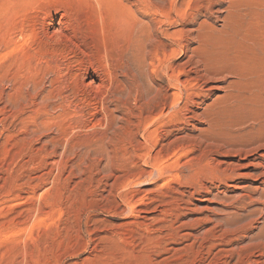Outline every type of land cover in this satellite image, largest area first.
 I'll use <instances>...</instances> for the list:
<instances>
[{
    "label": "rangeland",
    "instance_id": "374dc122",
    "mask_svg": "<svg viewBox=\"0 0 264 264\" xmlns=\"http://www.w3.org/2000/svg\"><path fill=\"white\" fill-rule=\"evenodd\" d=\"M260 109L264 0H0V264H264Z\"/></svg>",
    "mask_w": 264,
    "mask_h": 264
},
{
    "label": "bare ground",
    "instance_id": "6f19581e",
    "mask_svg": "<svg viewBox=\"0 0 264 264\" xmlns=\"http://www.w3.org/2000/svg\"><path fill=\"white\" fill-rule=\"evenodd\" d=\"M156 11V10H155ZM160 11V10H159ZM69 14V13H68ZM134 15V14H133ZM62 17V16H61ZM71 19V18H70ZM61 20V19H60ZM70 22V21H69ZM59 23H61V22H59ZM51 24V23H50ZM63 24V23H62ZM59 25V24H58ZM151 26V25H150ZM128 28V27H127ZM151 28V27H150ZM154 29V28H153ZM59 30V29H58ZM55 31V30H54ZM60 31V30H59ZM154 32V31H153ZM156 32V31H155ZM63 33V32H62ZM152 34V33H151ZM156 34V33H155ZM154 34V35H155ZM66 36V35H65ZM158 37V36H157ZM156 38V37H155ZM155 38H152V39H155ZM151 39V40H152ZM157 39V38H156ZM150 40V41H151ZM157 41V40H156ZM161 41V40H160ZM135 43V42H134ZM162 43V42H161ZM160 42H153V43H151V47L152 48H150L151 50H152V52H153V54H154V56L157 58L159 55H157V52L159 53V50L161 51L162 49H160L159 47H163L164 48V44L162 45ZM75 50V49H74ZM165 52H163V56L165 55L164 54ZM162 55V54H161ZM167 56V55H166ZM159 58V57H158ZM164 58H165V56H164ZM193 59V58H192ZM122 60V59H121ZM133 60V59H132ZM190 61H192V60H190ZM197 62H198V60H197ZM193 63V62H192ZM130 64V63H129ZM121 65V64H120ZM91 66V65H90ZM127 66V65H126ZM148 66V65H147ZM195 67V66H194ZM167 68V67H166ZM209 68V67H208ZM122 69V68H121ZM120 69V70H121ZM123 70V69H122ZM118 71H119V69H118ZM204 71V70H203ZM69 72V71H68ZM201 72V71H200ZM127 73H129V72H127ZM204 73V72H203ZM202 73V74H203ZM133 74V73H132ZM206 72H205V74H204V77L206 78ZM167 76V75H166ZM203 76H201V78H202ZM196 80H199V77L196 75ZM210 78V77H209ZM152 79V78H151ZM210 80V79H209ZM193 81V80H192ZM93 82V81H92ZM190 82V81H189ZM94 83V82H93ZM153 83V82H152ZM103 84V83H102ZM154 86H155V84H154ZM153 86V87H154ZM181 86V85H180ZM93 87V86H92ZM115 87H118V86H115ZM136 87V86H135ZM94 89H96V88H94ZM155 89V88H154ZM157 89V88H156ZM109 91V90H108ZM137 91V90H136ZM139 91V90H138ZM154 93V92H153ZM161 94V91L160 90H158L157 91V94ZM181 93V92H180ZM136 95H138V94H136ZM140 95V94H139ZM165 95V94H164ZM155 96V95H154ZM164 97V96H163ZM161 102V101H160ZM162 102H164V101H162ZM179 110V109H178ZM261 110V109H260ZM260 112V111H259ZM263 112V113H262ZM262 113V114H261ZM260 115H258V116H253V118H250L251 120H252V127H250V129L249 130H244L243 129V132H245V134H249V133H252L251 135H255V134H260L261 136H259V138H257V140H255V139H253V140H255L254 142H251V144H249V145H245V146H243L242 147V145H240L239 146V148H238V152L240 153V154H242L244 157H246L247 158V156H250V155H253V160L252 161H250L249 159H245V161L244 162H242V164H238L237 165V168H245L246 166L247 167H250V166H252L253 168H259L260 170H264V109L263 110H261V112L259 113ZM245 122V121H244ZM242 124V123H241ZM246 129V128H245ZM241 130V129H240ZM241 132V131H240ZM240 134V133H239ZM238 134V135H239ZM243 134V133H242ZM245 134H243L244 136H245ZM250 135V134H249ZM248 135V136H249ZM240 136V135H239ZM242 136V135H241ZM239 138V137H238ZM242 139V138H241ZM245 139V138H244ZM246 139H247V137H246ZM251 139V138H250ZM250 141V140H249ZM252 141V140H251ZM244 160V159H243ZM238 176H240V177H251V175H241V174H239ZM259 176V178L260 179H262L261 181H262V185L261 186H263L264 187V171H261L260 172V174L258 175ZM253 221V220H252ZM251 223V222H250Z\"/></svg>",
    "mask_w": 264,
    "mask_h": 264
}]
</instances>
